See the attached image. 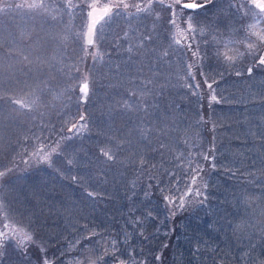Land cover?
I'll return each mask as SVG.
<instances>
[{
  "label": "trees",
  "instance_id": "trees-1",
  "mask_svg": "<svg viewBox=\"0 0 264 264\" xmlns=\"http://www.w3.org/2000/svg\"><path fill=\"white\" fill-rule=\"evenodd\" d=\"M222 1L212 0L207 10L199 9L201 13L196 20L204 18L210 33L207 42L205 40L199 46L203 60L195 61L187 48L176 53V56H184L189 61L191 57V64H194L195 81L187 77V69L186 74L180 75L181 69L170 87L183 91L196 89V94L189 97L190 102L195 103L198 122L193 159L188 160L184 155L179 162L181 168H161L166 169L162 175L150 168L147 174L153 170L157 177L149 176L151 184L133 199L136 207L140 202L143 205L137 212L132 211L129 201L123 202L131 194L114 192L108 185L107 172L114 170L115 166L103 154L105 151L100 147L105 145L102 136L97 133L95 141L68 132L74 124L78 127L81 124L78 111L65 107L59 97L50 101L55 92L48 89L37 90L32 98L26 97L28 89L0 96L1 104L12 105V109L4 112L11 117V122L0 120V130L12 136L0 133V147L9 148L2 156L4 162L0 161V175L3 177L0 179V230L10 221H14L18 228L20 225L26 227L19 201L22 196H31L35 199L33 206L40 202L37 212L49 220L48 228L41 229L50 233L40 235L41 224L31 229L27 226L28 231L39 237L42 246L36 240L30 243L26 240L24 246L22 237L26 238L27 234L22 231V248L16 241L13 242L15 239L10 240L2 249L5 256L2 262H5L1 264H37L34 257L45 256L51 264H119L120 260L124 264H140L143 261L147 264H261L264 261V66L254 64V59L264 55V49L256 43L257 49H261L259 54L247 49V43L255 40L249 38L251 34L247 22L256 27L260 25L259 29H255L264 34V21L256 25L261 20L248 21L241 16V11L229 10L225 15L226 8L219 5ZM140 2L145 6L146 1ZM40 5L35 11L36 17L46 15L45 8L50 16L53 14L51 11L55 4L51 0ZM50 6L53 8L51 11ZM160 12L161 16L165 15V8H160ZM121 20L114 27L116 39L109 48L116 51L117 61H112L109 54L108 66H114L115 73L120 69V75L131 66L135 73L140 70L136 73L139 85L145 74L142 71L147 56L145 50H153V44L163 39L157 30L162 19L156 13L151 18L145 12L135 17L127 14ZM30 36L33 38L35 33ZM147 37L153 41H146ZM56 42L59 43L57 39L51 41L52 45ZM65 44V51L82 49V43L77 49L72 47L71 39L61 42L62 46ZM3 49L6 53L5 47ZM240 52V60L230 59ZM11 54L14 53H7ZM168 54L164 55L166 63L170 60ZM140 57L143 61L136 65ZM26 67L23 66L20 71L21 75L24 74L22 78L29 80ZM249 67L253 68L251 75L247 72ZM205 72L209 82L215 81L211 90L205 86L206 79L202 77ZM187 78L196 85L200 84L199 88L186 86ZM169 85L166 87L169 88ZM148 86L152 84L148 82ZM100 90L107 92L110 89ZM133 90L138 91V98L143 103H136L128 109V115L139 117L140 111L153 113L157 110L149 106L150 99L144 95L143 89ZM131 91L129 88L111 89L109 92L115 96L118 105L123 104L125 95L131 98ZM213 94L219 103L211 100ZM125 105L109 108V111L123 113ZM91 124H101L100 119ZM70 135L72 139H62ZM41 141L48 145L43 152H40L43 147ZM52 148L56 151L51 153L50 163L40 162L39 156L33 155L47 154ZM205 153L215 157L211 162L216 165L215 169L209 161L203 160ZM68 159L73 160L72 165L67 164ZM197 161L204 168L200 174L203 177L201 187L207 185V200L203 204H186L184 210H177L173 215L163 199L165 194L172 195L167 191L171 184L169 173L190 171ZM98 162L100 165H95ZM72 176H76L77 180L73 181ZM161 187L165 188L164 192H161ZM97 188L99 194L88 196V192L94 193ZM30 202L25 201L26 204ZM14 213L19 217L13 216ZM49 213L53 216L49 217ZM114 247L118 251L114 252ZM40 248L45 251H39ZM156 256H160V260H156Z\"/></svg>",
  "mask_w": 264,
  "mask_h": 264
},
{
  "label": "rangeland",
  "instance_id": "rangeland-1",
  "mask_svg": "<svg viewBox=\"0 0 264 264\" xmlns=\"http://www.w3.org/2000/svg\"><path fill=\"white\" fill-rule=\"evenodd\" d=\"M41 1L0 0V71L2 72L0 73V96H5L3 94L7 92H22L28 89L25 91L26 97L32 98L37 90L48 89L50 92H55L54 98L50 101H54L59 97L61 98L59 101H62L65 107L70 106L73 108H71L72 110L78 111L79 117L83 114L86 117V127L80 128L78 132L79 136L82 139L86 136L95 141H97V133L99 136H102V143L105 145L99 146L113 157L110 161L115 166L114 170L107 172L109 174L107 177L109 180L108 185L114 192L119 191L131 194L123 202L129 201L132 211L137 212L143 208V205L140 202L136 207L133 199L140 196L143 189L151 184L152 178H149V176L155 175L157 177V174L153 173V170H158L160 175H162L168 167V169L181 168L179 162H181L180 158L184 155L188 160L193 159L194 135L198 122L196 109L194 108L195 103H191L189 97L196 89H186V91H183L182 89H170V87L176 81L177 72L179 74L182 69L180 75L186 74L187 71L185 69H187L189 64L193 63L191 57L189 61L184 56H176V53L182 51L183 48H187L188 43H191L193 48L199 47L200 44L202 46V42L210 34L207 32L209 29L207 30L204 18L200 21L196 20L203 9H198V14L194 16L197 31L189 33L187 30V18L192 10L185 9L181 16L175 18L179 28L170 23L174 18L172 15L173 9L168 8L167 5L173 4L174 0H142L143 2L146 1L144 2L145 5L149 3L152 5L150 9L145 8L140 0H129L128 2H124V0H51L55 4L54 10L51 6L48 7L50 11L53 10L51 11L53 13L51 14L52 18L46 8V15L36 17V9H39L40 4L43 5L47 0H44L42 3ZM183 2H192V0H183ZM196 2H199V0H196ZM93 3L97 4L99 8L108 5L114 6L116 4H121V7L115 8L114 14L100 24L96 31L95 44L89 48L85 45V36L88 32L89 5ZM122 3L128 4L129 7L124 9ZM231 3H234V5ZM241 3L247 5L249 8L251 7L249 0H223L219 5L221 8H226V15L229 10L239 13L237 6ZM136 4H140L141 8L144 9L142 13L136 12L137 10L134 7ZM160 8H165V15L161 16ZM175 8L179 11V5H176ZM145 12L151 18L156 13L162 19L159 25L160 28L157 30L163 39H160L162 42L159 41L157 44H153V50H145L147 54L146 60L143 61L142 57L138 59L139 61L136 65L143 61L142 71L145 73L142 77L143 80L138 85L136 82L138 75L136 73L140 72V70L135 73L133 66H131L128 70L126 69L127 71L123 75H120V69L115 73L114 66L111 68L108 66L110 55H112V61L113 59L117 61L115 56L117 55L116 51L113 52L109 48L113 44L114 39H116L117 33L114 29L122 21L121 19L125 18L127 14L135 17L143 15ZM241 12V16L245 17L248 21L252 19V21H256L257 18L261 20V22L255 23L256 25L264 21V16L262 15H252L251 13L245 15L243 10ZM65 16H68L66 20ZM234 22L235 24L237 23V21ZM162 24L163 27H161ZM253 26L255 25L252 22H247L251 37L249 33L248 36L250 39H255L253 40L254 44L256 43L258 47L264 49V45L260 44L257 36L252 35L253 32L262 34L255 29H259L260 25L258 27ZM199 28H203V32H200ZM32 32L35 33L33 38L30 36ZM238 33L240 32L238 31ZM54 39H57L59 43L56 42V45H52L51 41ZM68 39H71L72 47L75 49H77L79 43H82V49L76 52L67 51V49L65 51V47L67 48V46L66 44L62 46L61 42L64 43ZM176 40H180L181 43L179 45L176 44ZM146 41L153 40L147 37ZM3 47H5L6 53ZM8 52L14 54L9 56L7 55ZM166 53H169L167 58L170 59L167 63L164 61ZM189 53L192 52L189 51ZM254 53L259 54V51H255ZM192 58H195V61H200L201 57L192 56ZM230 59L240 60L241 52ZM86 63H88V67H86ZM23 66H27L26 68L29 70L27 72L30 75L28 76L29 80L25 77L22 78L24 74L21 75L20 69ZM192 73L194 76V71ZM206 76V72L202 74L204 79H206ZM187 77L191 76L188 75ZM187 79L189 81L186 80L188 83L186 86L191 85V87L193 86L192 88H195L194 85L196 84L193 83V80ZM148 82L152 86L146 87ZM84 83H89L87 102H82L80 93V86ZM168 83L171 85H169V88L166 87ZM129 88L132 89L131 98L129 99L125 95L122 100V103L126 104L124 112L120 113L119 110L117 113L109 111V108H114L115 106L121 108L123 105H117L115 96L110 94L109 91L111 89ZM100 89L110 90L104 92ZM133 89H143L144 95L147 96V99H150L148 101L149 106H154V109L157 110L153 111V113L147 111L150 115L140 111L139 117L128 115L126 113L129 112L128 109L133 108L136 103H143V100L138 98V91L136 92ZM23 102H25V99ZM159 108H161V111H159ZM10 109H12V105L8 106L5 102L1 104L0 101V120L3 119L6 122H11V117L4 113ZM54 110H56V107ZM98 119H100L101 124L97 126L91 124L96 123ZM0 133L12 137L7 131L0 130ZM134 149L137 151L135 154ZM8 150L9 148L0 147V161L2 163L4 162L2 156ZM95 165L100 164L98 162ZM164 167L166 169H161ZM150 168L153 169L152 173L147 174ZM2 178L0 175V179ZM97 189H95L96 192L93 189L94 194H99V189ZM138 190L141 191L136 194ZM118 198H122V196L119 195ZM31 200L32 202H30ZM25 201L31 204H26ZM0 202L2 203L1 199ZM34 202L35 199L31 196L28 198L22 196V200L19 201L21 216L22 219L25 218L26 220L24 224L26 227H21L20 225L18 228L13 223L14 221H10L9 224L10 228L14 229L17 234L13 242L16 241L20 248H22V238L23 245L27 240L24 237L21 238L20 233L22 235V231L27 236H32V240L38 241L42 246V241L34 233L28 231L26 229L27 226L30 229L37 226V224H41L39 229H45L49 226L48 218H44L36 210L40 202L33 206ZM13 216L19 217L16 213ZM52 216L49 213V217ZM42 229L38 232L40 235L43 236L45 234L47 236L50 234ZM46 233L48 234L46 235ZM2 249H0L1 252ZM4 257V255L0 256V264L5 262V260L2 262ZM139 263L147 264L145 261Z\"/></svg>",
  "mask_w": 264,
  "mask_h": 264
},
{
  "label": "snow or ice",
  "instance_id": "snow-or-ice-1",
  "mask_svg": "<svg viewBox=\"0 0 264 264\" xmlns=\"http://www.w3.org/2000/svg\"><path fill=\"white\" fill-rule=\"evenodd\" d=\"M212 3V0H200V2H196V0H192V2H183V0H174L173 4L167 5L168 8L173 9L172 15L173 19L170 21L171 24L176 25L177 28H179V25L177 24V20L175 19L176 17H179L183 14V11L185 9L192 10L188 14L187 18V30L189 33H193L197 31V26L196 22L194 20V16L197 15V10L198 9H208L209 4ZM249 3L251 7L249 8L247 5L241 3L240 5L237 6V11H244L245 15H248L251 13L252 15H262L264 16V0H249ZM179 5V11L176 10L175 6ZM231 6V5H230ZM121 7V4H116V5H108L103 8H99L97 4L93 3L89 5L90 9V21L93 25H98L102 21L106 20L108 17L114 14V9ZM122 7L124 9H127L129 7L128 4L122 3ZM136 8L137 12L143 11L144 9L141 8L140 4L134 5ZM152 5L149 3L145 5V8L150 9ZM255 27V26H253ZM200 32H203V28H199ZM96 29L93 27L90 30L89 35H91L92 40L89 44V46H93L95 43L94 36H95ZM252 35L257 36L259 42L261 45H264V34H258L256 32H253ZM176 44H180V40L175 41ZM247 47L250 50L254 51H260L261 49H257L256 45L249 41L247 43ZM187 49L192 52L193 57H199L200 56V49L197 46L196 48H193V45L191 43L187 44ZM254 64H258L260 66H264V55H259L258 59H254ZM194 67V64H189L187 66V71L188 75L191 76L193 79L195 77L193 76L192 69ZM247 72L249 75L252 74L253 68L249 67L247 69ZM240 73L238 72L237 75ZM205 86L208 89H213V82H209L207 79L204 81ZM191 87V85H189ZM195 88H199V85H195ZM80 93L82 96V102H87V97L89 95V83H84L80 86ZM194 95L196 94L195 92L193 93ZM211 100L219 103L220 101L217 99V97L213 94L211 96ZM79 120L81 122L80 126L78 127L77 125H73L71 128L68 129L69 133H72L75 135L80 131L81 127H86V117L82 114L79 117ZM62 139H72V136H67V137H62ZM41 144L43 147L40 149V152H43V148L47 147L48 145L46 142L41 141ZM57 147H59V144H57ZM56 149L52 148L51 152L40 155L39 153H34V156H39L40 162H45V163H50V156L52 152H55ZM105 156H107L108 160H112L113 157L108 154V152L103 153ZM215 159L214 156H210L208 154L203 155V160L209 161L211 163ZM25 163L27 164L28 161L26 160ZM68 165L73 164L72 159L67 160ZM189 165L191 166V161H189ZM211 167L213 169L216 168V165L214 163H211ZM71 169L69 168V171ZM204 171L203 166L200 164L199 161L196 162V165L194 167H191L190 171H185L181 170V172H173L169 173V176L171 178V184L167 188L168 192H171L172 195H167L165 194L163 196L165 204L172 209V214L175 215V212L177 210H184L186 204H193V203H199L203 204L204 201L207 200V194H206V188L207 185L203 184V187H201L203 183V177L200 175ZM6 174V173H5ZM73 181L77 180L76 176H72ZM161 192L165 191L164 187L160 188ZM88 196H94L93 192H88ZM188 197H192L193 199L189 200ZM10 218V217H7ZM6 218V219H7ZM16 232L14 229L10 228V225L8 223H5L3 225V230H0V249L4 248V246L12 239L15 238ZM26 239L31 241L33 239L32 236H26ZM115 241H113V245L115 246ZM39 251L44 252L45 250L43 248H40ZM113 251H118L115 247L113 248ZM4 253L0 252V256H3ZM102 258V257H101ZM37 259V264H51V261L45 256L42 258H35ZM156 260H160V256L155 257ZM119 264H124L123 260H120ZM261 264H264V261H261Z\"/></svg>",
  "mask_w": 264,
  "mask_h": 264
},
{
  "label": "water",
  "instance_id": "water-1",
  "mask_svg": "<svg viewBox=\"0 0 264 264\" xmlns=\"http://www.w3.org/2000/svg\"><path fill=\"white\" fill-rule=\"evenodd\" d=\"M105 21V20H104ZM103 22V21H102ZM101 22V23H102ZM100 23V24H101ZM100 24H98V25H93L92 23H91V21H90V14H89V23H88V32H87V34H86V36H85V42H86V45L88 46V47H93V46H89V44H90V42H91V40H92V37H91V35H89V33H90V30L94 27L96 30H97V28L100 26ZM95 34H96V32H95ZM94 40H95V36H94Z\"/></svg>",
  "mask_w": 264,
  "mask_h": 264
}]
</instances>
